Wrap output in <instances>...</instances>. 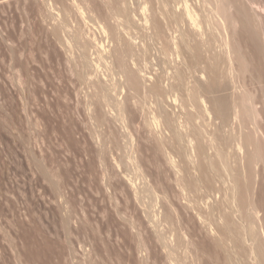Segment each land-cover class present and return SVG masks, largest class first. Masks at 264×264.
<instances>
[{"label":"rangeland","instance_id":"rangeland-1","mask_svg":"<svg viewBox=\"0 0 264 264\" xmlns=\"http://www.w3.org/2000/svg\"><path fill=\"white\" fill-rule=\"evenodd\" d=\"M230 1L231 26L209 31L203 24L204 36L211 34L213 55L222 58L221 81L229 66L223 45L229 38L235 66L249 69L236 86L257 95L253 77L259 69L242 13L246 3ZM162 7L160 0H0V264H228L231 252L236 264H253L249 237L242 250L230 242L224 252L221 247L222 213L240 223L228 200L235 177L245 198L255 202L249 222L264 253V135L258 134L262 145L243 147L233 138L251 127L241 129L232 119L218 131L219 120L202 107H188L197 115L186 122L188 108L166 79L175 65L155 64L161 43L151 27ZM170 30L168 37L178 35ZM127 42L138 44L126 66L141 77L136 95L115 64ZM156 76L169 90L166 99L147 95ZM208 80L202 74V84ZM225 94L217 96L227 99ZM203 156L218 169L206 173L210 179L198 168ZM193 178L195 191L185 184Z\"/></svg>","mask_w":264,"mask_h":264},{"label":"bare ground","instance_id":"bare-ground-1","mask_svg":"<svg viewBox=\"0 0 264 264\" xmlns=\"http://www.w3.org/2000/svg\"><path fill=\"white\" fill-rule=\"evenodd\" d=\"M197 1V0H192ZM192 1L189 0H160L161 4H162V11L160 12V15L162 17V20H160L159 18L154 17L152 19V29H153V35L154 38L156 40H158L161 43V47L159 49V51L157 53H159L158 57L156 58V65H175L173 69V71L171 72V74H169L168 78H166L168 81L170 80V82H168L167 84H169V90L172 91V93L175 91H177L176 93L179 95V97L181 98V105L188 108H194L197 111H200V109L205 108V112L209 115V116H214L215 119L219 120L218 122V131H221L220 129L223 127L228 126L231 123V120L233 119L234 121H238V124L241 125V129H246L247 126L252 128L249 130L244 132L245 136H243V132L238 131L239 133H243L241 135L240 133V137L239 139L236 137L232 138L239 144L243 145V147L246 148H250V147H258L260 143L259 138L261 139V136L259 137L258 134H262L264 135L263 129H261V124H259L261 121H264V0H245L246 3V9L244 6L243 10V14L246 20V24L248 26V38H249V42L251 44L252 47V53H253V57H255V59L257 60V64H258V72L256 77H253V80L256 84L257 87V95H254V93L252 94L250 92V90H248L249 88L245 85L241 86L240 90H238V87L236 86V84L238 83V79H243V76L245 78L244 72L248 75L247 69H240L239 67L237 68L238 64V56H236L235 51L231 48V43L229 41V38H226L224 41V48L226 49L227 53V62L226 65L227 66V72L225 74L226 79L225 81H221V76L222 73H220L218 65H220L221 63L218 62L220 60V58L217 60L216 57H219V52L217 53L218 56L216 55V57L213 55L215 54V52L213 53L212 50V45L214 46L213 40L211 39V34L207 36V33L205 32V29L203 30L202 25H206V27H209V31L210 29L212 30V27H223V30H227L229 26H231L229 24V21H231L229 19V12L231 10V1L229 2V0H200V5L195 4L197 2L194 3V5L192 4ZM243 1V0H242ZM158 2V1H157ZM235 2V1H234ZM241 1H239L240 3ZM238 3V1H237ZM244 3V4H245ZM241 4H243L241 2ZM243 4V5H244ZM116 5V4H115ZM199 5V7H198ZM233 5V4H232ZM118 6V4H117ZM152 6V5H151ZM155 6V5H154ZM154 6H152L154 8ZM159 6V5H158ZM119 7V6H118ZM122 6H120L119 8H121ZM151 7V8H152ZM239 7V6H238ZM241 7V6H240ZM239 7V8H240ZM243 8V7H242ZM116 10V9H115ZM158 10V9H157ZM118 11V10H117ZM121 11V10H120ZM155 11V10H154ZM239 11V10H238ZM232 12V10H231ZM240 12V11H239ZM247 12V13H246ZM121 13V12H120ZM158 13V12H157ZM241 13V14H242ZM125 14V13H123ZM127 14V13H126ZM155 14V13H154ZM231 14V13H230ZM115 15V14H114ZM157 15V14H156ZM116 16V15H115ZM119 16V15H117ZM122 16V15H121ZM232 16V15H231ZM243 16V15H242ZM129 17V16H128ZM150 17V16H149ZM117 18V17H116ZM127 18V17H126ZM151 19V18H150ZM234 19V18H233ZM113 20V19H112ZM117 20V19H116ZM123 20V19H122ZM120 20V21H122ZM239 20V19H238ZM148 21V20H146ZM145 21V22H146ZM240 21V20H239ZM242 21V20H241ZM244 21V20H243ZM114 22V21H113ZM118 22V21H117ZM124 22H126L124 20ZM149 22V21H148ZM151 22V21H150ZM237 22V21H236ZM131 23V22H130ZM233 23V22H231ZM235 23V22H234ZM116 24V21H115ZM119 24V23H118ZM128 24V23H127ZM237 24V23H236ZM243 24V23H242ZM241 24V25H242ZM245 24V23H244ZM114 25V24H113ZM121 25V24H120ZM119 25V26H120ZM132 25V24H131ZM149 25V24H148ZM235 26V28L237 27L235 24H233ZM122 26V25H121ZM129 26V25H128ZM116 27V25H115ZM118 27V26H117ZM124 27H126L124 25ZM149 26H147L148 28ZM216 27V28H217ZM240 27V26H238ZM112 28H114L112 26ZM145 28V29H147ZM247 28V27H246ZM102 29V28H101ZM107 29V28H106ZM111 29V28H110ZM128 29V27H127ZM131 28H129L130 30ZM135 29V28H134ZM173 29L174 33L178 32V35H174L171 37L167 36V32L166 30H170ZM232 29V28H231ZM234 29V27H233ZM244 28H241V30ZM109 30V29H108ZM114 31L112 32L113 37L120 42V40H122L119 36V34L115 31V29H113ZM125 30V29H124ZM240 30V31H241ZM103 31V30H102ZM106 31V30H105ZM104 31V32H105ZM118 31V30H117ZM143 31V30H142ZM172 30H170L169 32H171ZM235 31V29H234ZM233 31V32H234ZM239 31V30H238ZM124 32V31H123ZM130 32V31H129ZM141 32V31H140ZM145 32V31H143ZM212 32V31H211ZM227 32V31H226ZM232 32V33H233ZM244 32V31H243ZM109 33V32H108ZM135 33V32H134ZM152 33V32H151ZM167 33V34H166ZM173 33V32H172ZM206 33V34H205ZM210 33V32H209ZM213 33V32H212ZM215 33V31H214ZM213 33V34H214ZM218 33V32H217ZM236 33V31H235ZM242 33V32H241ZM75 34V33H74ZM79 34V33H78ZM129 34V33H128ZM138 34V33H137ZM142 34V33H141ZM171 34V33H169ZM220 34V33H219ZM109 35V34H108ZM139 35V34H138ZM150 35V34H149ZM152 35V34H151ZM172 35V34H171ZM206 35V36H204ZM218 35V34H217ZM78 36V35H77ZM211 36V37H210ZM214 36V35H213ZM242 36V35H241ZM79 37V36H78ZM125 37V36H124ZM122 37V38H124ZM129 37V36H127ZM152 37V36H151ZM203 37H206V39H204ZM227 37V36H226ZM246 37V36H245ZM126 38V37H125ZM140 38V35H139ZM146 38V37H145ZM143 39V36H142ZM149 39V38H148ZM74 40H76L74 38ZM78 40V39H77ZM125 41L127 39H124ZM123 40V42H125ZM147 40V39H146ZM154 40V39H153ZM231 40V39H230ZM134 41V40H133ZM151 41V40H150ZM155 41V40H154ZM245 41V39H244ZM75 42V41H74ZM132 42V41H131ZM136 42V41H135ZM134 42V43H135ZM81 43V42H80ZM122 43V42H120ZM138 43V42H137ZM143 43V42H142ZM235 43V42H234ZM245 43V42H244ZM83 44V43H82ZM116 44V43H115ZM119 44V43H118ZM124 44V43H123ZM121 44V47L118 48V53L116 54V63L117 65H119V67L122 69H120L121 71H123V73L126 75V79L129 88L135 92L136 94H139V91L141 90V84L140 83V78L138 77L139 75H137L138 73L135 71H131L129 70L130 66H128V68L126 67L128 64V60L131 59L135 56L134 53L138 52L134 49L133 44L127 42V44L123 45ZM155 44V43H154ZM120 45V44H119ZM138 45V44H137ZM137 45L135 47H137ZM160 45V44H159ZM242 45V44H241ZM247 45V44H246ZM82 46V45H81ZM143 46V45H142ZM145 46V45H144ZM216 46V45H215ZM84 47V46H83ZM116 47V45H115ZM147 47V46H146ZM156 47V46H155ZM150 48V46H149ZM158 48V47H157ZM219 48V47H218ZM249 48V46H248ZM137 49V48H136ZM148 49V47H147ZM224 49V51H225ZM251 49V48H250ZM114 50V49H113ZM116 50V49H115ZM114 50V51H115ZM150 50V49H149ZM155 50V49H154ZM157 50V49H156ZM215 50V49H214ZM145 51V50H144ZM216 51V50H215ZM77 52V51H76ZM143 52V51H142ZM151 52V51H150ZM84 53V52H83ZM114 53V52H113ZM137 54V53H136ZM149 54V52H148ZM155 54V53H154ZM114 55V54H113ZM142 55V54H141ZM140 55V57H141ZM147 54H145L144 56H146ZM252 54H250L251 57ZM86 56V55H85ZM138 57V56H137ZM237 57V58H236ZM240 57V56H239ZM86 59V58H84ZM151 59V58H150ZM222 59V58H221ZM241 59V58H240ZM253 59V58H252ZM137 60V59H136ZM150 61V60H149ZM79 62V59H78ZM139 62H141L139 60ZM148 62V60H147ZM222 62V61H221ZM86 63V61H85ZM225 63V61H224ZM80 64V63H79ZM84 64V63H83ZM135 64V62H134ZM133 64V65H134ZM138 64V63H136ZM149 64V63H147ZM152 64V63H151ZM251 64V63H250ZM145 65V64H144ZM225 65V66H226ZM154 66V65H153ZM166 66V67H167ZM223 66V65H222ZM224 66V67H225ZM156 67V66H154ZM160 67V66H159ZM164 67V66H163ZM220 67V66H219ZM241 67V66H240ZM242 68V67H241ZM83 69V68H82ZM154 69V68H153ZM158 69V68H157ZM161 69V68H160ZM170 69V70H171ZM226 69V68H225ZM168 70V68H167ZM221 70V68H220ZM253 70V69H252ZM119 71V70H118ZM135 72V73H134ZM147 72V71H146ZM252 72V71H251ZM163 73V72H162ZM161 73V74H162ZM167 73V72H166ZM165 73V75H166ZM259 73V74H258ZM82 74V73H81ZM80 74V75H81ZM86 74V73H85ZM123 74V75H124ZM202 74H206L209 77V80L206 84H202L204 82L201 81V77ZM242 74V75H241ZM250 74V72H249ZM253 74V73H251ZM83 75V74H82ZM141 75V74H140ZM164 75V74H163ZM246 75V76H247ZM150 76V75H149ZM156 80L149 85V88H147V95L156 97V98H161L162 97H166L165 93L167 92V94L169 93L168 88L164 87V81L162 76H156ZM165 77V76H164ZM167 77V76H166ZM223 77V76H222ZM223 79V78H222ZM247 79V78H245ZM244 79V80H245ZM146 80V79H145ZM172 80V81H171ZM224 80V79H223ZM239 80V81H240ZM243 80V81H244ZM252 80V79H251ZM148 81V79H147ZM166 81V80H165ZM241 81V83L243 84L246 81ZM144 82V81H143ZM224 82V83H222ZM250 83V81H249ZM253 85V82H251ZM145 84V83H144ZM148 84V83H147ZM166 84V86H167ZM127 85V84H126ZM146 85V84H145ZM248 85V84H246ZM250 85V84H249ZM167 86V87H168ZM255 86V85H253ZM148 87V86H147ZM166 88V89H165ZM247 88V89H245ZM255 89V87H254ZM145 90V88H144ZM143 90V91H144ZM168 90V91H167ZM146 92V91H145ZM221 92H226V96L227 99H222V97L220 98L218 95L221 94ZM253 92V89H252ZM171 93V94H172ZM256 93V92H255ZM170 94V95H171ZM142 95V94H141ZM146 95V94H145ZM178 95H177V99H178ZM98 96V95H97ZM104 96V95H103ZM102 96V98H103ZM107 97V96H106ZM149 97V96H148ZM105 98V97H104ZM136 98V96H135ZM169 98V97H168ZM106 99V98H105ZM151 99V98H150ZM163 99V98H162ZM166 99V98H165ZM174 99V98H173ZM176 99V98H175ZM174 99V101H175ZM156 100V99H155ZM158 100V99H157ZM157 101L158 103L160 102ZM170 100V99H169ZM108 101V100H107ZM155 103V101H153ZM163 102V100H162ZM167 102V101H166ZM179 102V103H180ZM161 103V102H160ZM169 103V102H168ZM167 103V104H168ZM107 104V103H105ZM157 104V103H156ZM165 104V102H164ZM171 104V103H169ZM160 104H158L159 106ZM163 106V105H160ZM167 106V105H166ZM178 106V105H177ZM182 106V108H183ZM157 107V106H156ZM168 107V106H167ZM202 107V108H201ZM166 108V107H165ZM172 108V107H171ZM193 109V110H194ZM182 110V109H181ZM202 110V111H203ZM159 111V110H158ZM178 111V110H177ZM186 112L189 111L185 110ZM162 113V112H161ZM160 113V114H161ZM198 115L201 113L197 112ZM203 113V112H202ZM163 114V113H162ZM165 114V113H164ZM178 114V112H177ZM167 115V114H166ZM165 115V117H166ZM169 115V114H168ZM181 115V114H180ZM182 115H184V112H182ZM186 115L187 117V121L186 122H191L193 121V119L195 118V115H197L196 113H190L187 112ZM185 115V116H186ZM203 115V114H202ZM184 116V117H185ZM201 116V115H200ZM208 116V117H209ZM194 117V118H193ZM207 117V116H206ZM167 118V117H166ZM183 118V117H182ZM153 119V118H152ZM170 119V117H169ZM178 119V118H177ZM176 119V120H177ZM201 119V118H200ZM172 120V119H171ZM174 121V120H173ZM195 121V120H194ZM204 122V121H203ZM216 122V121H215ZM153 123V122H152ZM185 123V122H183ZM194 123V122H193ZM196 123V122H195ZM199 123V122H198ZM263 123V122H261ZM151 124V123H150ZM174 124V122H173ZM172 124V125H173ZM188 124V123H187ZM192 124V123H191ZM200 124V123H199ZM237 124V123H236ZM234 123V125H236ZM180 125V124H179ZM193 125V124H192ZM191 125V126H192ZM196 125V124H195ZM198 125V124H197ZM231 125V124H230ZM263 125V124H262ZM177 126V125H176ZM188 126V125H187ZM174 127V126H173ZM184 127V126H183ZM186 127V126H185ZM195 127V126H194ZM197 127V126H196ZM195 127V128H196ZM199 127V126H198ZM203 127V126H202ZM205 127V126H204ZM263 127V126H262ZM191 128V127H190ZM200 128V127H199ZM229 128V127H228ZM232 128V127H231ZM239 128V127H238ZM193 129V128H192ZM198 129V128H197ZM226 129V128H225ZM230 129V128H229ZM244 129V130H245ZM248 129V128H247ZM240 130V129H239ZM176 131V130H175ZM197 131V130H196ZM194 131V132H196ZM199 131V129H198ZM197 131V132H198ZM228 131V130H227ZM230 131V130H229ZM236 131V132H237ZM243 131V130H242ZM252 131V132H250ZM200 132V131H199ZM236 132L234 134H236ZM230 133V132H229ZM233 133V132H232ZM197 134V133H196ZM202 134V133H201ZM218 134V133H217ZM223 134V133H222ZM231 134V133H230ZM260 134V135H261ZM200 135V134H198ZM233 135V134H232ZM211 136V135H210ZM216 136V135H215ZM231 136V135H230ZM229 136V137H230ZM239 136V135H238ZM199 137V136H198ZM212 137V136H211ZM224 137V136H223ZM227 137V135H226ZM229 137L227 139H229ZM254 137V138H253ZM263 137V136H262ZM204 137L202 136V139ZM216 138V137H215ZM220 138V137H219ZM227 139L224 140L227 141ZM231 139V137H230ZM229 139V140H230ZM232 139V140H233ZM264 139V137H263ZM261 139V140H263ZM220 140V139H219ZM231 140V141H232ZM222 141V140H221ZM236 142V143H237ZM229 143V142H228ZM235 143V142H234ZM263 143V142H262ZM213 144V143H212ZM227 144V142H226ZM231 144V143H230ZM238 144V145H239ZM229 144H227L228 146ZM237 145V144H236ZM237 145V146H238ZM262 145V144H261ZM260 145V146H261ZM232 146H234L232 144ZM240 146V145H239ZM259 146V147H260ZM202 147V145L200 146ZM229 147V146H228ZM231 147V146H230ZM243 149V148H241ZM255 150V149H254ZM201 156L203 154V150L201 151ZM251 154L254 153V151H250ZM250 152L248 153V155L250 154ZM223 153V152H220ZM260 154V153H259ZM220 155V154H219ZM217 155V158L218 156ZM256 155V154H255ZM258 156V155H257ZM205 156H203L202 158V162L200 163V165L198 166V168L200 167V173L204 176V174L208 173V174H212V172H209V170L211 169V171H213V169H217L216 165L213 163H209L207 160V162H203ZM223 156L220 155V158H222ZM227 157V156H226ZM207 159V158H206ZM223 159V158H222ZM225 159V157H224ZM250 161H253V157L250 155ZM261 159V158H260ZM261 161V160H260ZM221 162V161H220ZM249 162V161H248ZM247 162V163H248ZM256 162V161H254ZM217 163V162H215ZM258 162L254 163V166H257ZM199 164V163H198ZM197 164V165H198ZM207 164V165H206ZM252 164L253 163H249ZM223 164H221L220 166H222ZM226 165V164H225ZM224 165V166H225ZM239 165V164H238ZM242 166V165H241ZM263 166V165H262ZM250 167V165H249ZM228 168V165H227ZM226 168V169H227ZM252 167H250L249 169H251ZM255 168V167H254ZM247 169V168H246ZM232 170V168H231ZM248 170V169H247ZM246 170V171H247ZM218 171V169H217ZM216 171V172H217ZM225 171V170H224ZM199 173V172H198ZM214 173V172H213ZM247 173V172H246ZM214 175V174H213ZM205 178L207 177V174L205 175ZM212 176V175H211ZM196 177V176H195ZM200 178L199 181L197 179L198 182H201V177H197ZM212 178V177H211ZM210 179V177L208 178ZM179 180V179H178ZM189 181V179H187ZM186 180V181H187ZM215 180V179H214ZM233 180V186H232V191L231 194H229L231 203L233 206V212H236L240 215L239 219H240V223L237 224L236 222H233L234 220L231 219L230 216H228L227 214H223L221 215V219L223 220V224H219L221 225L219 227L218 225V230H219V234L221 236V247L223 249V247H225V244L230 242L232 243L233 247H240L241 248V244L245 241L246 237H249V240L252 241V246H250V252L248 253L249 256L248 258H252L251 261H254L255 264H264V253L262 254V251L260 248V246L258 247L257 245H255V232H254V228L252 227V225H250L249 222V214L248 212H251L253 209V205L255 202H252L253 199H251L250 201H248L244 194L246 195L245 192L242 193L241 191V187H240V180L239 178L235 177V179ZM187 181V182H188ZM197 181L191 180L188 183L186 182V186L187 189H194L192 191H195V189L197 188ZM178 183V182H177ZM203 182H201L202 184ZM206 183V182H205ZM181 184V183H180ZM213 184V183H211ZM198 185H200V183H198ZM209 184H207L208 186ZM181 186V185H180ZM210 186V185H209ZM201 187V185H200ZM207 188V187H206ZM231 188V187H230ZM228 188V189H230ZM189 189V190H190ZM200 189V188H199ZM198 189V190H199ZM207 190V189H206ZM205 193V192H204ZM203 194V193H202ZM208 194V193H207ZM205 195V194H204ZM210 195V194H209ZM211 196V195H210ZM224 196V194H223ZM227 197V196H226ZM250 197V196H249ZM198 198V197H195ZM204 198V197H203ZM206 198V197H205ZM219 198V197H218ZM228 198V197H227ZM220 199V198H219ZM224 199V198H223ZM250 199V198H249ZM191 200V199H190ZM189 200V201H190ZM247 200V201H246ZM220 201V200H219ZM225 201V200H224ZM223 201V202H224ZM203 202V201H202ZM201 202V203H202ZM217 202V201H215ZM222 203V201H220ZM226 202V201H225ZM230 202V201H229ZM229 202L227 201V203L229 204ZM218 203V202H217ZM216 203V204H217ZM206 204V203H205ZM220 204V203H219ZM218 204V205H219ZM221 205V204H220ZM223 205V204H222ZM231 205V204H230ZM194 206V205H193ZM192 206V207H193ZM202 207V205H200ZM208 206V205H207ZM226 206V205H224ZM228 206V205H227ZM255 206V205H254ZM191 207V208H192ZM204 207V206H203ZM210 207V205H209ZM212 207V206H211ZM257 207V206H256ZM201 209V208H200ZM203 209V208H202ZM205 209V208H204ZM214 209V208H213ZM217 207L214 209L216 210ZM219 209V208H218ZM223 211L224 209L221 208ZM227 209V208H226ZM255 209V208H254ZM253 209V211H254ZM190 210V209H189ZM229 212V211H228ZM195 213V212H194ZM226 213V212H225ZM255 213V212H254ZM199 215V213H198ZM211 216V215H210ZM252 216V215H251ZM201 217V216H200ZM214 217V216H213ZM206 218V217H203ZM199 219V218H198ZM202 219V218H201ZM221 220V221H222ZM238 220V219H236ZM203 221V220H202ZM257 240V239H256ZM218 241V240H217ZM220 241V240H219ZM220 243V242H219ZM217 243V244H219ZM244 244V243H243ZM220 245V244H219ZM230 246V245H229ZM244 246V245H243ZM262 246V245H261ZM243 248V247H242ZM241 248V250H242ZM227 249V248H226ZM229 251L230 248H228ZM233 249V248H232ZM248 249V248H245ZM224 252V249L222 250ZM228 251V250H226ZM233 251V250H232ZM235 251V250H234ZM238 251V250H236ZM240 251V250H239ZM241 252V251H240ZM244 252V251H243ZM242 252V253H243ZM230 252H226V254H228ZM232 254L234 252H231ZM230 253V255H231ZM225 255V254H224ZM229 254L227 255V261L228 264H236V261H231L236 259L233 258V256H237L235 253L233 254V256H230ZM226 256V255H225ZM239 259V257H237ZM245 258V256H244ZM249 260V259H248ZM247 260V262H248ZM231 261V262H230ZM226 262V261H225ZM235 262V263H234ZM247 262H244L247 264ZM250 262V261H249ZM227 263V262H226ZM241 263V261L239 262V264ZM251 263V262H250ZM253 263V264H254ZM252 264V263H251Z\"/></svg>","mask_w":264,"mask_h":264}]
</instances>
